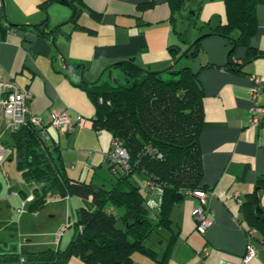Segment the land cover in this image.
Segmentation results:
<instances>
[{
    "label": "crops",
    "instance_id": "crops-1",
    "mask_svg": "<svg viewBox=\"0 0 264 264\" xmlns=\"http://www.w3.org/2000/svg\"><path fill=\"white\" fill-rule=\"evenodd\" d=\"M41 1L0 0V23L5 28L4 33L0 32V72L4 79H12L31 92L30 111L44 122L52 110L70 116L72 132L63 134L48 128L50 141L56 146L54 156L71 177L98 183L109 176L106 153L111 134L93 129L94 106L77 84L81 77L71 70L74 64H87L83 73L87 81H94L104 68L120 60L163 70L175 63L170 47L183 49L186 44L182 40H194L188 27L178 30L179 17L199 8L196 26L187 21L198 35L199 25L213 26L223 19L224 4L222 0H184L186 9L172 20L166 0H79L75 2L79 13L74 24L69 21L68 5L53 2L44 11ZM206 10L214 11L205 16ZM90 11L99 16L93 17ZM256 17L258 28L250 43L264 52V3L256 7ZM45 18L47 28L60 24V29L41 34L34 25ZM229 47L226 38L210 35L201 39L195 57L179 61L198 73L202 85L203 123L198 143L201 183L207 192L211 224L203 232L196 230L193 210L200 202L186 195L173 204L170 227L159 228L148 238L153 242H145L154 255L132 253L136 264H264L261 235L257 231L249 235L236 222V218L238 222L245 220L241 204L249 194L256 192L264 210V188H256L257 180L264 175V125L249 124L250 108L255 104L264 106V82L255 98L252 95V76L264 78V56L246 63L242 71L229 70L224 68ZM235 55L244 57L245 49L236 48ZM113 69L117 68L112 67L111 74ZM17 185L15 182L6 190L5 202L11 197L21 204L22 192ZM149 193L158 196L154 203L157 206L159 190L154 188ZM164 229L165 235H160ZM159 238L161 245L153 247ZM247 244L253 246L255 255L243 262ZM69 264L86 263L72 257Z\"/></svg>",
    "mask_w": 264,
    "mask_h": 264
},
{
    "label": "trees",
    "instance_id": "trees-1",
    "mask_svg": "<svg viewBox=\"0 0 264 264\" xmlns=\"http://www.w3.org/2000/svg\"><path fill=\"white\" fill-rule=\"evenodd\" d=\"M76 1L79 0H42L39 5L44 11L53 2L68 5L71 9L69 21L76 24L79 13ZM166 1L172 20L186 9L184 0ZM222 2L223 19L213 26H198L200 32L193 41L182 40L186 44L183 49L178 45L170 47L175 63L163 70L120 60L104 68L94 81H87L83 75L86 63H76L71 69L80 75L77 84L94 106L93 129L106 130L111 134V140L120 141L129 157L128 166L114 167L107 163L109 176L100 178L98 183L71 177L54 156L55 143L50 141L51 138L44 139L41 130L29 119L11 130L9 139L1 141L14 151L15 168L21 180L34 184L32 199L25 204L29 211L40 209L47 198L77 197L80 205L69 224L73 233L65 247L26 252L23 261H20V253H4L0 254V262L69 264L70 259L76 257L86 264H136L131 257L134 251L154 255L145 242L159 228L170 227L169 214L173 204L184 199L189 192L205 190L201 183L198 143L203 123L202 85L198 73L188 65L179 68L176 65L182 58L195 57L201 39L210 35L229 41L224 65L229 70L242 71L246 63L264 56V52L250 43L258 28L256 7L264 0ZM198 9L187 10L182 18L196 26ZM90 14L95 18L99 16L94 11ZM46 21L47 18L34 25L41 34L56 32L61 27L59 24L47 28ZM1 31L4 33L5 28L0 23ZM238 47L245 49L242 58L235 55ZM112 67L118 68L122 75L112 79ZM104 73L108 78H103ZM136 174L159 190L160 199L154 217L150 216L148 200L145 201L134 177ZM256 188H264V175L257 180ZM20 190L25 198L27 194L22 188ZM241 210L245 219L239 222L242 228L246 233L257 231L264 243V210L259 206L256 192L246 196ZM119 219L122 226L117 225Z\"/></svg>",
    "mask_w": 264,
    "mask_h": 264
},
{
    "label": "rangeland",
    "instance_id": "rangeland-1",
    "mask_svg": "<svg viewBox=\"0 0 264 264\" xmlns=\"http://www.w3.org/2000/svg\"><path fill=\"white\" fill-rule=\"evenodd\" d=\"M213 11L206 10L203 15L206 16ZM199 12L201 13V11ZM198 19L200 18L198 17ZM178 21V30L188 27L189 33L186 30L185 37L188 38L189 34L192 40L195 39L198 32L197 29L188 25L187 20L181 17H179ZM179 67H182L180 63L176 65V68ZM120 74L122 75L118 68L113 69L112 79L119 77ZM103 78H108V74L104 73ZM10 131V128L6 127L4 129V126L3 130L0 131V149L4 148L6 152L5 160L0 162V254L15 252L23 255L26 252L46 248H63L72 236L73 227L69 226V224L73 221L75 211L80 205V200L77 197H71L70 200H67V198H47L45 205L38 210L29 211L26 205L27 210L24 213L17 211L16 207L19 206L20 202L16 201V199L6 198L8 202H5L4 195H6V186L8 184L14 185L15 182H18L19 185L17 186L22 188L26 194L31 192L34 186L33 183L21 180L20 174L15 168L14 151L9 147H5L1 142L9 139ZM134 177L145 197V201L150 199L151 204L147 202L148 209L149 213L154 215L157 212V207L154 206V203L158 196H153L149 193L146 181L141 175L136 174ZM21 199H23L22 196ZM7 203L9 204L7 205ZM122 210L124 211V209ZM117 225L122 226L120 219L117 221ZM164 231L165 229L161 230L160 235ZM162 234L165 235V233ZM150 242H153L152 239L146 240V244H150ZM158 245H161L160 238L154 242L153 247ZM0 264L6 263L0 262Z\"/></svg>",
    "mask_w": 264,
    "mask_h": 264
},
{
    "label": "built area",
    "instance_id": "built-area-1",
    "mask_svg": "<svg viewBox=\"0 0 264 264\" xmlns=\"http://www.w3.org/2000/svg\"><path fill=\"white\" fill-rule=\"evenodd\" d=\"M254 82V87L252 89V95L255 98L257 92L261 90V84L264 82V78H258L252 76ZM30 100L31 92L29 90L21 89L18 84L12 79H4L0 72V131L10 128L11 130L16 129L20 124L26 120H30L35 127L41 130L44 139H50L48 128L59 133H70L74 129V124L70 119V116L64 111L52 110L49 113L47 123L44 120L33 114L30 111ZM6 123V125H4ZM82 123V120L79 122ZM249 124L253 127L264 125V106H259L255 104L250 108V118ZM150 152L154 153L153 149H149ZM6 157V152L4 148L0 149V162H3ZM128 154L125 148L122 146L119 140L112 139L110 141L109 152L106 153V161L109 164H113L114 167H126L128 166ZM13 184H8L6 190H9ZM147 186L150 189V192L156 188L152 182H147ZM8 192L7 195H9ZM11 194H17L11 192ZM198 198L200 204L193 210V216L195 220L196 230L203 232L210 224L211 219L209 218L208 211L206 208L207 204V192L204 190H194L189 192ZM32 199V194L29 192L25 198L22 199L20 206L17 208L19 213H24L26 211L25 204ZM149 202V201H147ZM236 222L242 227L241 223ZM253 231H249L251 235ZM255 255V249L251 244H247L245 247V253L242 257L243 262H247L252 259ZM24 258L20 257V261H23Z\"/></svg>",
    "mask_w": 264,
    "mask_h": 264
}]
</instances>
